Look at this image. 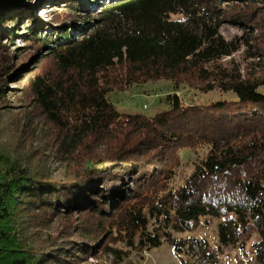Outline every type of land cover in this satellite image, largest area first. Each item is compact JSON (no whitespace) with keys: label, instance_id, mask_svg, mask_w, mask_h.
<instances>
[{"label":"trees","instance_id":"obj_1","mask_svg":"<svg viewBox=\"0 0 264 264\" xmlns=\"http://www.w3.org/2000/svg\"><path fill=\"white\" fill-rule=\"evenodd\" d=\"M60 1L35 6L61 9L50 27L29 17L31 2L0 0V23L11 30L0 32L1 49L25 25L27 44L48 47L31 66L0 54V264H120L163 243L180 260L195 251L206 262L205 239L175 233L228 215L218 247L242 248L253 230L254 262L264 264V0ZM225 17L244 31L235 41L220 35ZM243 47L245 67L220 63ZM5 78L28 91V105L4 102L16 96ZM161 79L174 92L162 100L170 109L153 117L121 114L107 99ZM180 87L237 99L184 106ZM11 110L14 136L3 123ZM42 148L63 171L55 181L34 153ZM181 150L196 156L182 179ZM162 211L170 227L154 225Z\"/></svg>","mask_w":264,"mask_h":264},{"label":"rangeland","instance_id":"obj_2","mask_svg":"<svg viewBox=\"0 0 264 264\" xmlns=\"http://www.w3.org/2000/svg\"><path fill=\"white\" fill-rule=\"evenodd\" d=\"M33 0H27L30 7L35 9L36 4H41V0H35V4L32 3ZM60 1V0H55ZM34 2V1H33ZM40 2V3H39ZM107 1L103 2L106 3ZM56 3V2H54ZM102 3L101 1L97 0L96 3L92 4L93 7H95L97 4ZM236 3V2H235ZM238 3V2H237ZM229 4V3H226ZM232 4V3H231ZM61 4H57L56 7H60ZM101 6V5H100ZM100 6L98 8L100 9ZM228 7V6H227ZM44 8V9H43ZM24 10V9H22ZM37 10V12H36ZM248 10V9H246ZM57 11V12H56ZM60 8H52V4L39 6L37 7L33 12H29V17H34L41 23H47L49 20V26L53 27L54 25V19L56 17L57 13H60ZM25 19L21 18L20 20ZM226 19V20H225ZM223 24L220 29V35L223 39L230 41V40H236L240 38L244 31H241L236 27V25L233 26V24L229 23L228 18L225 17ZM4 25V24H3ZM3 25L0 23V32H10L8 24H5L4 26L8 29H5ZM25 26H20L19 31H21V34L19 35V32H15L11 34L13 38L8 39L9 41L6 43L7 47L2 48L0 47V54L4 53L6 50L9 52L10 57L13 60H17L18 57L15 55L21 54L23 58L22 65L24 66L25 63L29 64L30 66L36 62V61H43L44 53L47 51L48 47L45 49L41 48H33L30 44H27L25 41ZM248 28L250 26H247ZM243 27V28H247ZM78 27H76L77 29ZM249 32V30H246ZM51 31L44 32L46 36L50 37ZM17 34V35H16ZM53 38V37H52ZM55 38H53V41H55ZM5 41L0 40V44L5 46ZM14 48H16L14 50ZM249 48L243 47L240 51L232 54L229 57L223 58L220 63L223 66L230 67L233 66V68H236V66H241L242 68L245 67L246 63H250L251 60H246V51H248ZM21 58V59H22ZM33 59L30 61V59ZM247 61V62H246ZM24 68L20 72L23 71ZM20 67L16 68L14 70V74L16 76L20 73L19 72ZM0 78H3L0 77ZM15 81V80H14ZM13 80H8V78H5L2 80V84L4 87V84L7 85L8 88L12 89H6L8 93L15 94V97L8 96L5 98L4 102H10L15 105L17 103V100H21L22 102H26L25 104L28 105L29 102V95L28 91H24L23 87L17 82H14ZM9 83V84H8ZM16 83V84H15ZM18 88V90H13L14 88ZM173 84L168 80H158L155 82H147L145 84H138V85H132L128 89L124 91H114L110 93L107 96L108 101L115 106L116 110L121 114H140L144 115L146 117H153L156 114L160 112H164L170 109V107L164 103L162 100L168 95L173 94ZM178 96H180V101L184 106L189 105H198V106H204L207 104H211L214 102L219 101H235L236 95L232 92H220V91H212L205 94H201L199 92L185 89L183 87H180V90L178 92ZM29 108V106H27ZM12 112L8 114H4V122L7 123L9 121V126L6 128V132L9 136H14L13 131V125L10 124L12 121H16L18 118V115L16 116V113L14 110H11ZM36 115V114H35ZM33 117L34 113H33ZM12 122V123H14ZM39 126V124H38ZM30 132V131H29ZM52 132H48V134H51ZM21 137H24L26 148L30 147V143L33 144L32 138H29L28 135H22ZM47 139L50 141V137L46 136ZM51 143V142H50ZM40 142L35 140V144L32 146V149L35 150L37 147H39ZM48 148H42L41 150H36L34 153H40L42 154L41 159L45 158L44 164L46 167L49 168L48 172H46L48 175L51 176V178L58 179L59 174H61L63 171H58L57 164L53 163L51 161L52 159V151L47 152ZM32 150V151H33ZM181 158H182V165L179 170V175L182 179L183 175L186 176L190 172V164L194 161L196 156L188 152L186 150H181ZM201 154V152H200ZM35 157H39V155H36ZM35 162V160H34ZM152 169H155L152 167ZM45 170V169H44ZM45 174V173H44ZM55 181V180H54ZM132 187V185H131ZM166 216H171L170 214H167L166 211H162V213L154 219V225L164 227L166 225L167 227H170L169 223L165 219ZM53 217V216H52ZM84 217V216H82ZM231 215H228L227 217H220V218H213L209 216L200 217L198 221L191 223V229L185 230L184 232H178L175 233L176 238L181 239H187V238H203L205 239L209 244V253L212 255V259L210 261H201L198 256L194 253L189 251V253H180L181 260L177 257V255L174 252V249L171 245L167 243H163L161 246L157 248H153L150 251H145L142 254H136L132 252L129 257L125 258L120 264H196L197 261L198 264H255L254 258H253V242L257 241L258 238L253 230H249L246 235L242 238L243 247H221L219 248L218 238H217V226L219 223L224 222L228 218H230ZM40 219V218H39ZM67 221L75 220V217H72L71 219L65 218ZM56 220V225L60 224L61 222L59 219ZM65 223V222H64ZM66 226V224H65ZM168 230V228H165ZM66 228L64 229V231ZM192 257H194V262ZM112 264L111 260H108L106 258L97 259L94 257L88 258V264ZM119 264V263H117Z\"/></svg>","mask_w":264,"mask_h":264},{"label":"clouds","instance_id":"obj_3","mask_svg":"<svg viewBox=\"0 0 264 264\" xmlns=\"http://www.w3.org/2000/svg\"><path fill=\"white\" fill-rule=\"evenodd\" d=\"M197 256H198V253H196L195 251H193ZM200 258V256H199ZM201 260V259H200ZM202 261V260H201ZM199 261L196 262V264H198Z\"/></svg>","mask_w":264,"mask_h":264}]
</instances>
